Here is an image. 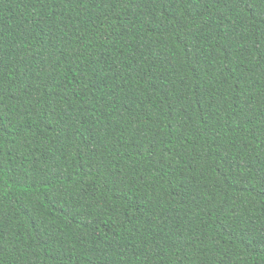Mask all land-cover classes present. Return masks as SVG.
Returning <instances> with one entry per match:
<instances>
[{
	"label": "trees",
	"instance_id": "obj_1",
	"mask_svg": "<svg viewBox=\"0 0 264 264\" xmlns=\"http://www.w3.org/2000/svg\"><path fill=\"white\" fill-rule=\"evenodd\" d=\"M0 264H264V0H0Z\"/></svg>",
	"mask_w": 264,
	"mask_h": 264
}]
</instances>
